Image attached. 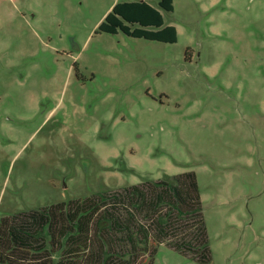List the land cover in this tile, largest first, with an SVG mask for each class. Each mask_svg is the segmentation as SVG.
<instances>
[{
	"label": "rangeland",
	"instance_id": "rangeland-1",
	"mask_svg": "<svg viewBox=\"0 0 264 264\" xmlns=\"http://www.w3.org/2000/svg\"><path fill=\"white\" fill-rule=\"evenodd\" d=\"M115 1L0 0V264H264V0H148L173 43L98 31ZM184 172L198 212L155 204Z\"/></svg>",
	"mask_w": 264,
	"mask_h": 264
},
{
	"label": "trees",
	"instance_id": "trees-1",
	"mask_svg": "<svg viewBox=\"0 0 264 264\" xmlns=\"http://www.w3.org/2000/svg\"><path fill=\"white\" fill-rule=\"evenodd\" d=\"M156 4L160 10L169 12L173 9L172 0H156ZM153 6L148 0H117L111 7V9L104 15L103 19L99 22L97 30L104 33L115 34L122 32L127 36L144 38L148 40H155L166 43H173L177 38L176 28L172 25H163V16L160 10ZM175 184L166 185L162 187L161 193L156 195V201L158 205L164 200H168L176 206L178 212H192L195 210L198 212L200 207L199 194L197 190V184L195 176L192 172H184L174 175ZM160 183L165 185L166 183L160 180ZM132 190V194L139 192L138 186H132L126 189V192ZM137 194V195H138ZM171 198V200H170ZM77 208H68L66 211V221L73 223L74 227H69L71 230L67 233V241H71L72 247H78L80 243L86 244L89 234V224L92 223V214L97 210L96 207H88L86 212L84 210L76 215ZM42 216H44L42 214ZM45 219H48L49 227L47 229L50 239H53L51 217L52 210L46 212ZM110 228H115L118 225L117 216H113L110 213ZM0 226V246L6 245V239L11 237L16 240L19 235L15 234L11 229L6 231L1 229ZM0 257V263H2Z\"/></svg>",
	"mask_w": 264,
	"mask_h": 264
},
{
	"label": "crops",
	"instance_id": "crops-1",
	"mask_svg": "<svg viewBox=\"0 0 264 264\" xmlns=\"http://www.w3.org/2000/svg\"><path fill=\"white\" fill-rule=\"evenodd\" d=\"M116 1H117V0H116ZM116 1H115V2H116Z\"/></svg>",
	"mask_w": 264,
	"mask_h": 264
}]
</instances>
